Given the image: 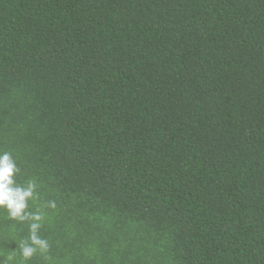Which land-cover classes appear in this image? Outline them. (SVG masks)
I'll return each mask as SVG.
<instances>
[{
	"label": "trees",
	"instance_id": "trees-1",
	"mask_svg": "<svg viewBox=\"0 0 264 264\" xmlns=\"http://www.w3.org/2000/svg\"><path fill=\"white\" fill-rule=\"evenodd\" d=\"M3 151L0 261L264 264V0H0Z\"/></svg>",
	"mask_w": 264,
	"mask_h": 264
},
{
	"label": "clouds",
	"instance_id": "clouds-1",
	"mask_svg": "<svg viewBox=\"0 0 264 264\" xmlns=\"http://www.w3.org/2000/svg\"><path fill=\"white\" fill-rule=\"evenodd\" d=\"M19 172L20 168L12 154L8 151L0 152V208L6 209L12 219H18L21 222L30 221L28 240L18 243L22 257L28 260L38 249L41 253H46L49 243L47 239L38 235L43 220L42 213L27 211L29 199L34 198L36 195V181L28 180L24 185L18 184L15 175ZM47 207L55 208L56 202L48 201ZM12 259L13 257L9 255L0 261V264H7V261Z\"/></svg>",
	"mask_w": 264,
	"mask_h": 264
}]
</instances>
